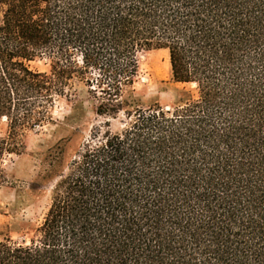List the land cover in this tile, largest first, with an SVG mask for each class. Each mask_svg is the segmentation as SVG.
Here are the masks:
<instances>
[{
    "label": "trees",
    "instance_id": "1",
    "mask_svg": "<svg viewBox=\"0 0 264 264\" xmlns=\"http://www.w3.org/2000/svg\"><path fill=\"white\" fill-rule=\"evenodd\" d=\"M151 50L196 95L126 96ZM75 79L127 120L64 169L51 156L47 209L32 236L0 234V264H264V0H0V156Z\"/></svg>",
    "mask_w": 264,
    "mask_h": 264
},
{
    "label": "rangeland",
    "instance_id": "2",
    "mask_svg": "<svg viewBox=\"0 0 264 264\" xmlns=\"http://www.w3.org/2000/svg\"><path fill=\"white\" fill-rule=\"evenodd\" d=\"M138 64V73L126 96L132 92L142 106L156 101L170 105L196 95L194 85L172 79L167 50L139 52ZM29 65L34 70H49L45 58H37ZM89 90L83 81L73 80L66 95L56 96L52 120L28 130L20 138L25 145L22 153L6 152L0 156V234L8 232L18 239L34 234L50 202V185L54 183L53 178L43 179V175L51 156L59 153L61 146L63 163L58 168L64 169L95 134L103 135L108 128L114 132L124 127L125 113H119L116 118L98 114L97 99ZM7 128V121L0 120V134L4 137Z\"/></svg>",
    "mask_w": 264,
    "mask_h": 264
}]
</instances>
